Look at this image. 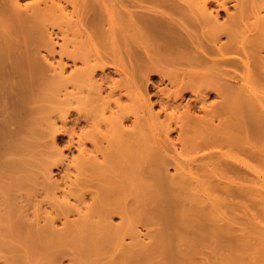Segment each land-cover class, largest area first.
<instances>
[{"label": "bare ground", "instance_id": "6f19581e", "mask_svg": "<svg viewBox=\"0 0 264 264\" xmlns=\"http://www.w3.org/2000/svg\"><path fill=\"white\" fill-rule=\"evenodd\" d=\"M2 179L0 264H264V0H0Z\"/></svg>", "mask_w": 264, "mask_h": 264}, {"label": "rangeland", "instance_id": "374dc122", "mask_svg": "<svg viewBox=\"0 0 264 264\" xmlns=\"http://www.w3.org/2000/svg\"><path fill=\"white\" fill-rule=\"evenodd\" d=\"M231 10H232V8H231ZM55 36H53V39L55 40V41H58L57 39L58 38H54ZM59 43H60V40L58 41ZM119 47H117V49H118ZM67 49H71V47H67ZM59 50H60V48L56 45V46H54V54H53V57H54V61H58L59 60V58H60V55H59ZM62 57V59H63V61L64 62H66V59H65V57L64 56H61ZM106 73H109V75H111L114 79H117L118 77L111 71V70H106L105 71ZM157 79V80H156ZM158 76H156V77H154V79L152 78L151 79V81L153 82V83H155L154 85L155 86H158V88H163L164 87V89H167V88H169V85L167 84V82H160V81H158ZM160 82V83H159ZM162 83V84H161ZM165 84H167V85H165ZM160 85V86H159ZM152 92V94L154 93V90H151ZM188 98H190V94H187L184 98H183V103H185L187 100H188ZM155 99V100H154ZM152 98L151 100H152V102H154L153 103V110H154V112L155 111H157V110H159V108H158V104H156L157 102H156V97L155 98ZM125 99H123V101H124ZM216 99H215V97H212L211 96V98L209 97L208 98V103L209 102H214ZM125 103H128V102H126L125 101ZM155 105H156V107H155ZM71 119V118H70ZM128 124H130L129 122H127ZM57 124H58V126L60 125V123L59 122H57ZM81 125L83 126L84 124L83 123H81ZM176 136V133L174 132V133H172L171 134V139L173 140H175V137ZM62 138L64 139V140H62V143H61V141H58V143L56 142V146H57V148L59 149V150H61L62 151V153H63V156H65V157H67V160H69V158H71V156H76V151L73 149V150H71V152L69 151L68 152V150L66 149V147H65V141H66V136H62ZM177 146V149H179V145L177 144L176 145ZM89 147V146H88ZM42 149H45L46 150V148H40L39 150H42ZM67 162V161H66ZM58 164V165H57ZM57 165V166H56ZM53 166H55V167H52V165H51V174H50V176H51V179H50V181L48 180V181H44V179L42 178V173H40V172H38V170H36V168H35V170H33V171H35V172H38L37 173V175H38V177H34V175L33 174H30V176L31 177H33L34 179V181L33 182H30L29 183V181H31V180H29V181H24L25 182V186H18V187H15V188H13L11 191L9 190V192L12 194V196L14 197V199H16L15 201V204L16 203H18V204H20V205H24L25 204V206L27 207L26 209H28V211H29V209H30V211L28 212L30 215H31V211H33V210H35L37 207H39V208H42L43 210H44V208H47V211H52L53 209H51V208H53V205H55L54 204V199H55V197H60V194H61V190H60V188L58 189V190H54V188L52 187V186H49L50 185V183L49 182H51V183H53V180L55 181V183L56 184H63V181H65V180H69V178H74V176H75V171L73 170V169H71L70 168V173L68 172H66L65 170H63L62 168H61V166L62 165H60L59 163H56V164H53ZM38 167V166H37ZM65 171V172H64ZM119 171V170H118ZM117 171V173H116V171H115V174L117 175L118 173L120 174V172H118ZM169 172L170 173H172L173 171L170 169L169 170ZM66 173V174H65ZM19 174V175H18ZM17 175H16V178H18L17 176H22L23 177V175L24 174H22V173H18ZM35 174V176H36V173H34ZM64 174L66 175V176H68V178H66V176H64ZM15 176V175H14ZM28 176V175H27ZM62 176H63V178H62ZM117 176H120V175H117ZM19 177V178H20ZM24 177H26V175H24ZM65 179V180H64ZM52 180V181H51ZM7 182L8 180H4V179H2L0 182ZM10 181V180H9ZM23 182V183H24ZM46 183H49V184H46ZM47 186H49L48 187V189L46 188ZM60 186H62L63 187V185H60ZM6 187V186H5ZM52 187V188H51ZM8 189H11V187L9 188V187H7ZM53 189V192L54 191H56V193L54 192H52L51 190ZM4 191H8L6 188L5 189H3ZM3 191V192H4ZM52 194V195H51ZM54 194H55V196H54ZM2 195V196H1ZM3 196H4V194L2 193V191H1V189H0V197H2L1 199H0V204H2L3 203ZM57 197V198H58ZM53 198V199H52ZM61 198V197H60ZM52 199V200H51ZM59 199V198H58ZM1 201H2V203H1ZM18 201V202H17ZM42 202V203H41ZM70 202L71 203H74V200L71 198L70 199ZM38 203H40V204H38ZM49 203V205H47ZM6 204V203H5ZM5 204H2L1 205V207H0V209H3V207L4 206H6ZM38 205V206H36V205ZM4 205V206H3ZM17 205V204H16ZM42 205V206H41ZM24 206V207H25ZM32 206V207H31ZM33 206H34V208H33ZM30 207V208H29ZM31 208H32V210H31ZM70 218L72 219V218H75V215H71L70 216ZM113 225H118L119 223H120V220H119V218L118 217H114V218H112V222H111ZM56 225H57V227L58 228H60L61 227V222L60 221H57L56 222ZM138 229H140V227L138 228ZM126 242H129V239L128 238H126L125 239V243ZM3 254V255H2ZM0 256H2V257H5L6 256V258H7V256H9V255H5L4 253H0ZM62 264H69V262H68V258L66 257V258H64L63 260H62Z\"/></svg>", "mask_w": 264, "mask_h": 264}]
</instances>
